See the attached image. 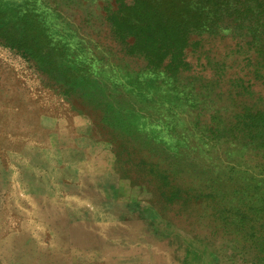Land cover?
I'll list each match as a JSON object with an SVG mask.
<instances>
[{
  "label": "rangeland",
  "instance_id": "obj_1",
  "mask_svg": "<svg viewBox=\"0 0 264 264\" xmlns=\"http://www.w3.org/2000/svg\"><path fill=\"white\" fill-rule=\"evenodd\" d=\"M149 11L0 0V264H264L262 39L223 15L174 74Z\"/></svg>",
  "mask_w": 264,
  "mask_h": 264
},
{
  "label": "trees",
  "instance_id": "obj_2",
  "mask_svg": "<svg viewBox=\"0 0 264 264\" xmlns=\"http://www.w3.org/2000/svg\"><path fill=\"white\" fill-rule=\"evenodd\" d=\"M137 3L152 11L137 18L135 49L156 67L170 55L173 61L167 67L174 74L179 71L182 65L177 60L182 58L190 32L216 29L223 15L230 22L250 19L253 26L250 31L253 37L262 39L258 50L264 54V0H137ZM7 26L4 24L0 29ZM164 28L168 34L161 32ZM7 40L13 41V36H7ZM261 133L264 139V122Z\"/></svg>",
  "mask_w": 264,
  "mask_h": 264
}]
</instances>
